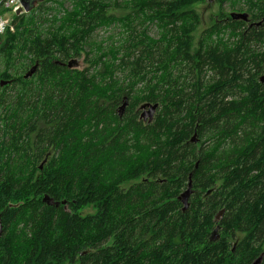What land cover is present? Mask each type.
I'll list each match as a JSON object with an SVG mask.
<instances>
[{"label":"trees","instance_id":"obj_1","mask_svg":"<svg viewBox=\"0 0 264 264\" xmlns=\"http://www.w3.org/2000/svg\"><path fill=\"white\" fill-rule=\"evenodd\" d=\"M215 1L199 37L212 0L17 15L0 39V264H264V0Z\"/></svg>","mask_w":264,"mask_h":264},{"label":"rangeland","instance_id":"obj_2","mask_svg":"<svg viewBox=\"0 0 264 264\" xmlns=\"http://www.w3.org/2000/svg\"><path fill=\"white\" fill-rule=\"evenodd\" d=\"M44 1V0H42ZM42 1H39L38 4H40V2ZM38 4L36 5V7L38 6ZM62 6L65 8V9H70L71 8V3L70 2H65V3H62ZM55 9L54 11H52L49 15H53L55 14L56 12L60 11V7H58L57 5L54 6ZM223 9L226 13L230 14V13H239V14H242V13H245L247 14V12L244 10V4H239L237 6V8H235L234 10L231 8V5L229 3H226L224 4L223 6ZM196 9L199 11V13L202 15L203 17V24L202 26L198 29V32L196 33L197 34V37H199V34L204 30L206 29L208 26L211 25L212 23V17L214 18V21H218L220 19V11H221V4L220 2L217 3L215 0H212V3L210 5L206 4V5H197L196 6ZM33 11V10H32ZM113 13L117 14V15H122L124 12L123 11H120V10H114ZM232 13V14H233ZM119 29H109V30H100L98 31L96 34H95V39L97 41H100L102 39L106 40L107 38L110 39V37H114V38H119L121 35L118 34L119 33ZM152 34L154 36H157V32L155 31H152ZM2 38V37H1ZM198 39V38H197ZM258 49H261L262 47L258 46L257 47ZM84 58H81L77 64V68L79 69H83L85 67L88 66V64L84 61ZM2 68V67H1ZM262 76H264V73L262 74ZM141 109V115L144 114V113H147L149 111V106L146 107L145 109L143 107L140 108ZM159 111V108L157 109L155 115H154V118L156 117L157 113ZM146 119H149V116L146 117ZM199 139L197 141V143L199 144ZM85 212H90V210L88 211H85Z\"/></svg>","mask_w":264,"mask_h":264},{"label":"water","instance_id":"obj_3","mask_svg":"<svg viewBox=\"0 0 264 264\" xmlns=\"http://www.w3.org/2000/svg\"><path fill=\"white\" fill-rule=\"evenodd\" d=\"M37 2V1H36ZM37 3H35L34 5H32V7L30 5H27L25 0H23V7L17 11V14L20 15L21 13H29L31 12L34 8H36ZM232 18L235 19H244V20H248V14L242 13H233L231 14ZM264 22V19L257 23V25H261ZM78 62L77 61H71L68 65L70 68H73L74 65L77 67ZM38 69V65H35L32 69H30V71L27 73V75L25 76L26 79L31 78L37 71ZM261 81L264 83V76L262 77ZM1 85H4V83H1ZM128 107V99L124 100L123 105L120 107L119 109V114L120 116H122L125 111L126 108ZM147 106H144L143 108L145 109ZM149 111L147 113H144L142 116L146 119L147 116H149V120H153L154 115L158 109V104L155 105H150L149 106ZM196 136V135H195ZM194 136V138H195ZM193 141L196 142V140L194 139ZM42 168V167H41ZM193 194V183H192V178L190 179L189 185H188V189L181 195L180 200L182 201L183 205H184V211H186L189 208V199ZM44 202H47L49 205H53L54 201L50 198H48L47 196L44 198L43 200ZM223 211H221V213L219 214L218 220L221 219V215H222ZM3 225L1 222V217H0V238L3 236ZM217 230L213 233V237L216 235ZM262 261V257H260L255 263L253 264H260Z\"/></svg>","mask_w":264,"mask_h":264},{"label":"built area","instance_id":"obj_4","mask_svg":"<svg viewBox=\"0 0 264 264\" xmlns=\"http://www.w3.org/2000/svg\"><path fill=\"white\" fill-rule=\"evenodd\" d=\"M22 7L23 0H0V39L7 31H15L14 22L18 15L17 11Z\"/></svg>","mask_w":264,"mask_h":264},{"label":"flooded vegetation","instance_id":"obj_5","mask_svg":"<svg viewBox=\"0 0 264 264\" xmlns=\"http://www.w3.org/2000/svg\"><path fill=\"white\" fill-rule=\"evenodd\" d=\"M37 1V2H36ZM39 1H42V0H25L26 4L27 5H30L32 7V5H34L35 3H39Z\"/></svg>","mask_w":264,"mask_h":264}]
</instances>
